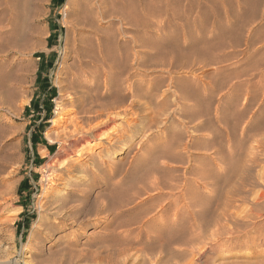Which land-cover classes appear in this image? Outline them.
<instances>
[{
	"label": "bare ground",
	"instance_id": "obj_1",
	"mask_svg": "<svg viewBox=\"0 0 264 264\" xmlns=\"http://www.w3.org/2000/svg\"><path fill=\"white\" fill-rule=\"evenodd\" d=\"M31 1L0 0V50L5 39L24 37ZM38 1L35 0V5ZM66 1L74 5V14L87 35L83 37L81 34L74 47L71 46L72 54L64 64L62 78L57 80L60 92L68 95L65 103L70 109L63 113L65 118L58 113L54 127H48L44 132L50 143H57V157L67 162L62 167L50 166L53 171L50 169L51 172L47 170L44 174L47 187L38 202V217L31 227L28 241L36 238L37 245L47 246L45 252L35 255L33 264H76L81 261L96 264H194L191 259L180 261L185 255L194 257L196 254L195 259L199 260L214 249L225 256L223 253L236 247L250 251L241 258H255L254 263L245 264H264V176L260 177L261 181L254 180L251 172L264 162V115L261 116L264 102L253 107L243 104L238 114L230 116L233 119L230 122L224 115L226 112L222 114L217 107L213 118L208 116L209 112L201 108L202 101L199 103L197 97L177 84H173L175 89L169 104L161 100L151 107L153 104L146 95L152 90L142 93L145 97L139 96L138 100L136 84L134 99L126 108H119L120 104L116 105L113 99L99 102L96 108L92 101L88 102L89 91L83 78L90 71L91 61H99L93 52L91 35L97 36L101 56L105 51L113 59L109 44L102 39L104 21H109L104 20L109 15L108 9H105L104 0ZM104 46L107 50H102ZM137 56H140L138 52L134 54ZM101 60L105 61L104 55ZM173 81L170 77V82ZM161 91L164 96L168 94L167 90ZM133 107L141 114L132 122H126L124 127L113 123L121 114L131 112ZM172 114L181 120L183 126L191 125V134L185 136L184 130L176 127L171 131L167 129L166 134H158L157 139L150 136V131L165 125ZM214 121L221 122L225 128H215ZM239 122L242 123L241 140L228 144L232 150L229 148L226 156L233 160L231 165L226 164L223 161V136L226 133L224 142H230L228 134L235 127L229 124L236 126ZM110 124L115 128L104 133L103 129ZM149 141L151 151H148ZM133 148L136 150L131 154ZM144 152H147L148 159H143ZM72 153L78 157L85 154L84 159L68 161L67 157ZM205 155H210L206 163L203 162ZM139 159L143 165H140L138 175L125 183L128 188L111 187L110 179L117 174L116 170L123 169V165L131 167ZM179 165H183L180 171ZM54 167L60 172H55ZM254 183L260 192L250 198ZM203 191L214 195L204 197ZM248 199L250 206L242 207L241 203ZM89 225L100 228L99 244L94 249L89 246L97 231L86 234ZM80 237L85 240L80 242ZM208 263L209 257L204 258L203 264Z\"/></svg>",
	"mask_w": 264,
	"mask_h": 264
},
{
	"label": "rangeland",
	"instance_id": "obj_2",
	"mask_svg": "<svg viewBox=\"0 0 264 264\" xmlns=\"http://www.w3.org/2000/svg\"><path fill=\"white\" fill-rule=\"evenodd\" d=\"M38 2V5H35V0L30 3L24 37L5 39L0 50V264H12L15 260H19L17 264H33L35 255L46 251L47 244L43 248L37 245L36 238L28 241V237L38 217V202L47 187V182L43 180L45 172L53 171V165L62 167L67 161L62 162L61 157H57V143H50L44 132L48 127H54L58 113L64 116L63 113L70 109L65 103L68 95L60 92L57 80L62 78L64 64L70 58L74 44L82 35H87L85 27L74 14L71 2ZM104 5L109 13L104 20L109 21H104L102 39L109 44L113 59L104 51L105 61L101 60L103 55L101 48L97 47V36L91 35L93 52L99 61H91L90 71L83 78L89 91L88 102L92 101L96 108L99 102L112 99L116 105L120 104L119 108H126L134 99L136 84L139 89L137 99L145 97L142 93L153 91L146 95L153 104L151 107L161 100L169 104L175 89L173 84H177L197 97L199 103L202 101L201 108L209 112L208 116L213 118L217 107L222 114L226 112L224 115L229 117L230 122L243 104L253 107L264 102V0H104ZM75 23L79 26L76 27ZM106 48L104 46L102 50ZM134 52L140 56L134 57ZM170 77L175 82H170ZM161 90H167L168 94L164 96ZM127 113L121 114L113 123L123 126L141 114L136 107ZM261 114L263 116L264 112ZM52 118L55 121H50ZM180 121L172 114L165 125L159 126L160 129L153 128L150 136L157 139L158 134H166L167 129L171 131L176 127L184 130L185 136L191 134V125L183 126ZM213 123L215 128H225L221 122ZM111 124L103 129L104 133L115 128H111ZM229 125L235 130H230L228 134L230 142H224L227 134L223 132V161L226 164L233 160L226 156L229 154L228 144L241 140L242 123ZM229 125L228 128H231ZM148 144V151H151V142ZM45 146L49 149L48 153L44 150ZM135 150L133 148L131 154ZM146 153L144 160L148 159ZM84 156L72 153L67 160L77 162ZM204 157L203 162L206 163L210 155ZM141 162L139 159L131 167L123 165V169L116 170L117 174L110 179V184L113 183L111 187L128 188L126 184L138 175L140 165H143ZM259 165L251 172L254 180L261 181L264 162ZM179 166L180 171L183 165ZM57 167H54L55 172H60ZM259 192L260 188L254 183L250 198ZM203 195L212 198L214 193L203 191ZM249 202L248 199L241 203L242 207L250 206ZM184 221L187 222V219ZM85 230L86 234L97 231L89 246L90 249L96 248L100 228L94 229L93 225H89ZM116 237L119 238V234ZM142 237L145 239V236ZM79 240L83 242L85 237ZM249 252L236 247L223 253L229 255L225 257L214 249L199 260L195 259L197 254L194 257L185 255L180 263L191 259L194 264H203L204 258L208 257V264L254 263L255 258H241ZM76 264L96 263L81 261Z\"/></svg>",
	"mask_w": 264,
	"mask_h": 264
},
{
	"label": "crops",
	"instance_id": "obj_3",
	"mask_svg": "<svg viewBox=\"0 0 264 264\" xmlns=\"http://www.w3.org/2000/svg\"><path fill=\"white\" fill-rule=\"evenodd\" d=\"M44 150H46L47 153L49 152V149L46 146L44 147ZM40 157L43 158V155H40Z\"/></svg>",
	"mask_w": 264,
	"mask_h": 264
},
{
	"label": "trees",
	"instance_id": "obj_4",
	"mask_svg": "<svg viewBox=\"0 0 264 264\" xmlns=\"http://www.w3.org/2000/svg\"><path fill=\"white\" fill-rule=\"evenodd\" d=\"M38 56H40V55H38Z\"/></svg>",
	"mask_w": 264,
	"mask_h": 264
}]
</instances>
